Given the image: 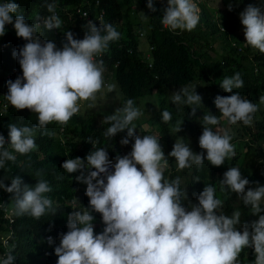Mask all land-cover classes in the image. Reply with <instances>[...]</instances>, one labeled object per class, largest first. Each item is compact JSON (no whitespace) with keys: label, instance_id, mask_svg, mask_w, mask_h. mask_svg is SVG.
<instances>
[{"label":"clouds","instance_id":"clouds-1","mask_svg":"<svg viewBox=\"0 0 264 264\" xmlns=\"http://www.w3.org/2000/svg\"><path fill=\"white\" fill-rule=\"evenodd\" d=\"M46 7L51 15L43 18L42 23L37 15L36 22L30 24L24 15L17 14L19 4L15 0L0 3V37L6 34L5 26L11 24L16 36L27 41L18 52H13L22 76L7 81L8 92L4 98L16 110L28 109L37 114L36 128L39 129H46L52 123L66 125L80 111L81 103H95L97 93L107 81L103 78L106 69L102 56L121 35L110 23L101 21L97 27L89 21L83 39L74 38L68 31L62 47L57 48L54 42L42 39L41 24L49 32L62 26V20L55 14V3H48ZM147 7L156 11L153 0H147ZM199 19L200 8L195 0H167L161 23L170 31L190 32L197 27ZM239 19L245 45L264 54V10L249 4L239 13ZM219 85L232 94L215 98L219 116L208 114L202 118L203 131L198 143L206 150V156L204 151L194 153L182 140H177L165 156L158 136L135 133L133 121L142 113L128 99L114 114L104 117L103 123L110 125L104 132L107 138L127 130L120 143L128 145L129 138L134 140L131 152L117 155L113 163L108 151L94 149L95 142L89 138L87 142L93 145V151L86 158L63 162L62 169L69 174L79 173L75 179L87 185L85 194L89 204L83 211L73 210L67 215L68 231L59 234L60 242L54 249L58 257L56 264H239V254L244 248L253 249V264H264V215H260L264 212V186L257 183V187L246 191L250 181L242 177L239 168L231 167L224 172L221 191L235 193L259 217L250 225L244 224L241 231L237 229L239 211L231 217L217 213L223 202L216 198L213 186L204 187L196 196L198 203L189 201L186 207L187 194L181 190L180 177L169 181L164 176L168 156L175 159L178 171L200 167L205 160L220 167L226 159L235 157L233 137L215 126L221 119L230 125L242 122L251 126L258 105L233 91L244 87L239 72L224 77ZM114 87L108 85V90ZM171 99L174 104L188 105L191 115L202 104L196 86L180 88ZM260 102L264 103V96ZM161 115L164 123L172 118L167 110ZM182 123L177 122V133ZM8 127L7 145L12 151L5 147V137L0 134V168L8 161H16L14 152L26 155L38 147L35 128L15 124ZM22 183L19 176L11 180L10 186L0 181V188L15 193V215L39 220L48 212L57 213L59 208L46 195L52 191L46 180H38L34 187H22ZM93 213H99L102 218L104 227L99 234L94 232ZM48 243H52L51 237ZM15 259L9 248L6 257L0 258V264H14Z\"/></svg>","mask_w":264,"mask_h":264},{"label":"trees","instance_id":"trees-1","mask_svg":"<svg viewBox=\"0 0 264 264\" xmlns=\"http://www.w3.org/2000/svg\"><path fill=\"white\" fill-rule=\"evenodd\" d=\"M99 1L100 5L97 6L95 0H15L19 4L17 14L24 15L30 24L36 22L37 15L42 23L43 18L51 15L47 11V4L55 3V12L62 20L61 28L49 32L41 24L40 31L43 33L42 39L54 42L57 48L62 47L64 34L68 31L74 34V38H84L89 21L77 13L79 7L89 10L96 25V15L99 10H105L103 22L112 24L121 35L119 40L110 43L102 56L106 69L103 78L108 82H117L122 95L119 108L128 99H132L138 108L141 99L158 95V100H145L140 109L144 119L140 115L133 124L137 135L158 136L165 156L172 151L177 140L189 144L194 153L204 151L206 156V150H202L198 143L203 131L202 118L208 114L220 115L215 107V98L232 93L225 92L219 84L224 77H231L236 72L241 74L244 87L233 91L258 105L253 123L251 126H245L242 122L230 125L221 119L220 124L215 126L233 137L231 143L235 145V157L226 159L220 167L212 166L205 160L200 167L178 171L175 159L168 156L165 175L169 181L180 177L181 190H186L187 194L184 201L186 207L189 201L198 203L196 196L204 187L213 186L216 198L223 202L217 213L231 217L233 212L239 211L242 218L237 229L242 231L244 222L250 225L259 217L253 215L251 207L245 206L235 193L221 191L220 180L229 168L237 167L242 177L250 181L246 191L257 187V183L264 186V103L260 102V97L264 96V54L245 45L243 25L239 19V13L249 4L264 10V2L222 0L219 6L216 2L212 7L211 0H203L199 23L189 32L170 31L163 27L161 18L167 0H153L155 12L148 9L147 0ZM4 2L6 0H0V3ZM5 27L6 34L0 37V77L4 84L0 88V134L5 137V147L12 151L7 145L9 124L33 127L38 147L26 155L14 152L16 161H8L4 168H0V181L10 186L11 180L19 176L22 187H34L38 180H46L52 188L46 195L59 209L55 215L48 212L39 220L28 215L17 216L14 211L15 193L0 188V258L6 257L8 249L12 248V254L16 257L14 264H56L58 257L54 249L59 245V234L68 231L67 215L73 210L83 211L89 204L85 194L87 185L75 179L79 173L69 174L62 169L63 162L76 157L86 158L93 151V145L87 142L89 138L95 142L94 149H106L109 159L114 161L117 155L131 152L134 140L129 138L128 145L120 143L126 137L127 130L113 138L104 136L110 125L103 123V119L111 114L105 112L107 106L100 103V98L96 99L99 109L94 104L91 109L81 103L80 111L66 125L52 123L46 129L36 128L37 114L28 109L16 110L12 107L4 98L8 92L7 81L22 76L13 52H18L27 41L16 36L13 25ZM144 43L145 49L142 47ZM193 85L199 86L197 94L202 97V104L195 115H191L192 109L188 105L174 104L171 99L180 88ZM165 110L172 117L167 123L162 121L161 115ZM177 122H183L178 133L175 131ZM238 143L241 145L236 146ZM93 215L94 232L99 234L104 227L102 218L99 213ZM260 215H264V212ZM48 235L53 237L52 244H48ZM4 240H7V245ZM254 260L253 249L244 248L239 254L238 263L253 264Z\"/></svg>","mask_w":264,"mask_h":264},{"label":"rangeland","instance_id":"rangeland-1","mask_svg":"<svg viewBox=\"0 0 264 264\" xmlns=\"http://www.w3.org/2000/svg\"><path fill=\"white\" fill-rule=\"evenodd\" d=\"M221 1L222 0H211V2H210V4H211V6H214L215 4H216V2H218V4H217V6H219V4L221 3ZM264 2V0H258V3H263ZM144 49L145 48H147L146 47V45H145V43L143 44V46H142ZM6 84V83H5ZM109 85H114L115 87H114V89L112 90V91H109L108 90V86L106 87H104L103 89H102V94H101V92H99V93H97V96H96V99L97 98H100V100H101V104L102 103H104L107 107H106V109H105V112H107L108 114H112V113H114L115 112V110L116 109H118L119 108V105H120V103H121V99H122V95H121V92H120V89H119V87H118V84H117V82L116 81H114V80H111L110 82H109ZM4 86V84H3V80H2V78L0 77V88H2ZM193 86H196V92L200 89L199 88V86L198 85H193ZM202 85H200V87H201ZM201 91V90H200ZM145 100H147V101H151V100H158V95L156 96H149L148 98H143V99H141L140 101H139V103H138V108H139V110L142 108V106H143V104H144V102H145ZM94 104V106L97 108V109H99V106H97V103H96V101H95V103H93L92 101H87V102H83L82 103V105H87L89 108H91L92 109V105ZM89 105H91V106H89ZM149 110V109H148ZM147 110V111H148ZM143 116V115H142ZM228 130H230V129H228ZM241 144L240 143H238V144H236V146H240ZM241 218L242 217H240V220H241ZM245 224V222L243 223V225Z\"/></svg>","mask_w":264,"mask_h":264},{"label":"built area","instance_id":"built-area-1","mask_svg":"<svg viewBox=\"0 0 264 264\" xmlns=\"http://www.w3.org/2000/svg\"><path fill=\"white\" fill-rule=\"evenodd\" d=\"M95 1H96V5H97V6L100 5V1H99V0H95ZM202 1H203V0H195V2L197 3V5H198L199 8H200V4H201ZM77 13L81 14L84 18H87L88 21H92V22H93V18L91 17L89 10L79 7V8L77 9ZM200 13H201V9H200ZM55 14H56L57 16H59L58 12H55ZM104 15H105V10H103V9L99 10V12H98V14L96 15L95 20H94V21L97 23L98 26L100 25V22L103 21V19H104ZM40 22H41V21H40ZM108 85H109L108 82L105 81V86L107 87ZM62 130H63V129H62ZM110 160H112L113 163H115V161H114L113 159H110ZM8 213L11 214V211H8ZM48 237H51L52 240H53V237H52L51 235H48V236L46 237L47 240H48ZM5 242H7V240H4V243H5ZM48 244H49V243H48ZM51 244H52V243H51Z\"/></svg>","mask_w":264,"mask_h":264},{"label":"crops","instance_id":"crops-1","mask_svg":"<svg viewBox=\"0 0 264 264\" xmlns=\"http://www.w3.org/2000/svg\"><path fill=\"white\" fill-rule=\"evenodd\" d=\"M213 7V6H212ZM142 117V116H141ZM143 119H144V117H142ZM160 142V141H159ZM164 151V150H163ZM164 154H165V152H164ZM164 176H165V178H166V175H165V171H164Z\"/></svg>","mask_w":264,"mask_h":264}]
</instances>
